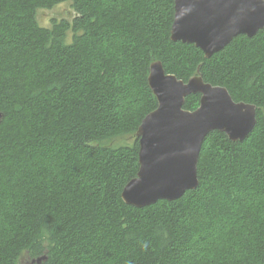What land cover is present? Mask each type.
<instances>
[{
  "label": "trees",
  "instance_id": "obj_1",
  "mask_svg": "<svg viewBox=\"0 0 264 264\" xmlns=\"http://www.w3.org/2000/svg\"><path fill=\"white\" fill-rule=\"evenodd\" d=\"M63 2L71 20L38 23ZM173 13L174 0H0V264H264V29L205 58L170 39ZM153 61L185 82L198 68L256 123L242 141L208 133L197 187L135 207L121 192L156 107Z\"/></svg>",
  "mask_w": 264,
  "mask_h": 264
},
{
  "label": "water",
  "instance_id": "obj_2",
  "mask_svg": "<svg viewBox=\"0 0 264 264\" xmlns=\"http://www.w3.org/2000/svg\"><path fill=\"white\" fill-rule=\"evenodd\" d=\"M261 29L264 0H174L170 39L194 44L205 58L235 36H252ZM198 71L185 82L165 72L160 61L150 64L147 82L156 107L135 132L139 166L122 189L126 204L143 207L180 198L198 185L197 162L208 133L217 130L231 141H242L252 131L256 106L234 101L225 87L205 82ZM190 94L200 95L193 110L183 108ZM44 259L42 255L32 263Z\"/></svg>",
  "mask_w": 264,
  "mask_h": 264
},
{
  "label": "rangeland",
  "instance_id": "obj_3",
  "mask_svg": "<svg viewBox=\"0 0 264 264\" xmlns=\"http://www.w3.org/2000/svg\"><path fill=\"white\" fill-rule=\"evenodd\" d=\"M36 15L37 21L41 26H50L52 20H71L74 13L69 3L63 2L51 9H39Z\"/></svg>",
  "mask_w": 264,
  "mask_h": 264
},
{
  "label": "flooded vegetation",
  "instance_id": "obj_4",
  "mask_svg": "<svg viewBox=\"0 0 264 264\" xmlns=\"http://www.w3.org/2000/svg\"><path fill=\"white\" fill-rule=\"evenodd\" d=\"M27 262H28L27 260H25V261H21L22 264H25V263H27Z\"/></svg>",
  "mask_w": 264,
  "mask_h": 264
}]
</instances>
